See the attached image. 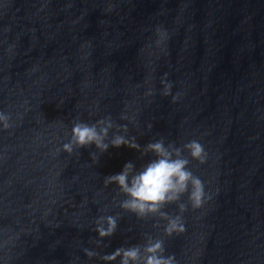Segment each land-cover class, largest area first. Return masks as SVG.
Instances as JSON below:
<instances>
[{
    "label": "water",
    "instance_id": "water-1",
    "mask_svg": "<svg viewBox=\"0 0 264 264\" xmlns=\"http://www.w3.org/2000/svg\"><path fill=\"white\" fill-rule=\"evenodd\" d=\"M0 111V264H120L103 257L149 237L176 264H264V0H0ZM104 118L141 150H62L73 124ZM159 138L208 153L183 152L212 199L170 236L105 184L155 158L143 146Z\"/></svg>",
    "mask_w": 264,
    "mask_h": 264
},
{
    "label": "clouds",
    "instance_id": "clouds-1",
    "mask_svg": "<svg viewBox=\"0 0 264 264\" xmlns=\"http://www.w3.org/2000/svg\"><path fill=\"white\" fill-rule=\"evenodd\" d=\"M161 95L168 96L173 87L167 81V73L160 80ZM147 95L152 94L149 88ZM177 99L172 96L173 102ZM9 114L0 111V127L7 129L11 126ZM113 124L110 118L98 120L92 124L77 122L73 124L70 139L62 145V150L72 154L75 148L94 145L101 152L108 149L109 145L119 147L125 145L129 148L141 150L134 137L114 132L109 136ZM126 133L127 126H120ZM151 127V125H149ZM144 151L151 152L155 158L149 160L141 169H136L133 162L123 165L119 173L105 177V184L114 183L125 196L120 206L129 210L138 217L148 214H158L167 223L164 232L167 235L181 233L185 230L182 213L190 205L193 209L204 207L212 199V195L206 191L204 182L189 169V160L183 155L187 151L192 159L201 164L207 160L208 153L204 146L197 140H192L177 147L172 143H165L163 138L148 142L143 146ZM93 157V153H92ZM187 197V204L181 201V197ZM177 203L179 213L169 216L163 211V207L169 203ZM117 227L114 216L99 217L96 221V232L100 237L110 236ZM86 255L92 257L95 253L84 249ZM120 257V264H176L174 254H165L163 241L149 237L141 246L118 248L113 253L103 257L106 261Z\"/></svg>",
    "mask_w": 264,
    "mask_h": 264
}]
</instances>
